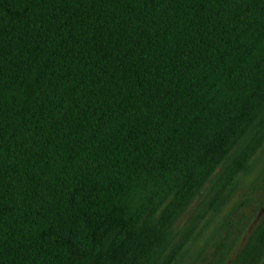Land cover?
I'll use <instances>...</instances> for the list:
<instances>
[{"label":"trees","instance_id":"trees-1","mask_svg":"<svg viewBox=\"0 0 264 264\" xmlns=\"http://www.w3.org/2000/svg\"><path fill=\"white\" fill-rule=\"evenodd\" d=\"M0 264H264V0H0Z\"/></svg>","mask_w":264,"mask_h":264},{"label":"rangeland","instance_id":"rangeland-1","mask_svg":"<svg viewBox=\"0 0 264 264\" xmlns=\"http://www.w3.org/2000/svg\"><path fill=\"white\" fill-rule=\"evenodd\" d=\"M246 211H247V210H246ZM184 217L186 218L187 216H184ZM185 218L181 219V221L179 222V225L183 224ZM257 218H258V217H257Z\"/></svg>","mask_w":264,"mask_h":264}]
</instances>
